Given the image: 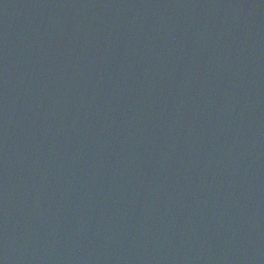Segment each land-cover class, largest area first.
Returning a JSON list of instances; mask_svg holds the SVG:
<instances>
[{
    "label": "water",
    "instance_id": "obj_1",
    "mask_svg": "<svg viewBox=\"0 0 264 264\" xmlns=\"http://www.w3.org/2000/svg\"><path fill=\"white\" fill-rule=\"evenodd\" d=\"M0 264H264V0H0Z\"/></svg>",
    "mask_w": 264,
    "mask_h": 264
}]
</instances>
